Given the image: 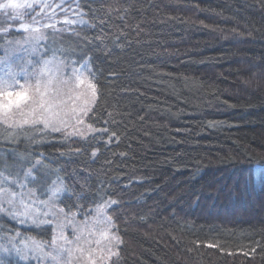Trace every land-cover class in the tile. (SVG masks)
<instances>
[{
  "label": "trees",
  "instance_id": "16d2710c",
  "mask_svg": "<svg viewBox=\"0 0 264 264\" xmlns=\"http://www.w3.org/2000/svg\"><path fill=\"white\" fill-rule=\"evenodd\" d=\"M60 7L75 21L64 47L43 36L63 57L85 60L95 102L71 132L0 136V172L14 180L8 155L18 151L28 162L14 168L31 170L38 189L48 185L41 179L62 186L64 215L79 221L104 205L121 241L112 264H264V186L249 180L250 169L254 179L264 173V0ZM21 32L0 33V52ZM48 227L0 211L3 242L11 230L38 239ZM3 250L0 264H49Z\"/></svg>",
  "mask_w": 264,
  "mask_h": 264
},
{
  "label": "rangeland",
  "instance_id": "374dc122",
  "mask_svg": "<svg viewBox=\"0 0 264 264\" xmlns=\"http://www.w3.org/2000/svg\"><path fill=\"white\" fill-rule=\"evenodd\" d=\"M65 1L68 0H47V3L52 4V7H55V5H61V3H64ZM0 2H2V0H0ZM41 2H43V0H41ZM36 7H38V10L41 9L40 3H38ZM55 11L56 7L55 10H53V8L52 10L50 8L44 9L43 12H41L42 14H39V12L35 10L33 11L35 15H32L30 14L32 10H28V15H25L22 19L16 20L15 22L9 18H6L4 14L0 12V29L9 28V30L19 29V31H22L21 37L14 39L16 41L7 42V45L4 44L1 47L2 52H0V75H3L5 73L19 74L17 75L19 83H25L24 77L27 75H32L34 73H38L40 68L43 66V62L52 59L53 53H55L56 61L52 65H50V68L54 73L57 71L59 73H63V75L59 77L60 80L67 79L68 76L71 75L73 69L82 68V66L86 64L85 60L77 61L67 57H63L60 49L56 45H54L53 42H47L46 38H44V32H46L45 30H47L50 39H57L58 44L62 48L65 45V42L63 43L62 39H64L66 36L65 34L67 32L65 31L68 24H65L64 21L66 19L74 21L72 18L73 16L69 15V13L63 9V7H60L56 12ZM33 17L39 20L40 23H33ZM21 24H29L33 29L39 28L40 32L36 33L31 31V29L29 31H24L20 28ZM45 24H55L56 27L55 29L42 27V25ZM0 33L3 34L4 32ZM61 61L63 63H60ZM85 75H88L86 70ZM35 82V79L27 81V83L32 84L33 86L35 85ZM59 86L60 85L58 81L54 80L51 90L54 92L55 89ZM69 108H71V105H69ZM21 119H23V117H21L19 114H15L13 115L12 119L9 120L8 124L0 122V126L3 127L6 133V135L4 136L0 134L1 139L3 138V141H12V139L18 137L19 129L24 130V127H26V129L32 128L33 130L48 129L44 128L42 124H28L21 127L17 124L12 123L13 120L20 121ZM80 126L81 124L77 123L75 119L69 120L67 125L61 124L59 121L56 122V127H59L61 129H67L68 127H75L76 129H78V127ZM72 128H69L65 131L71 132L72 130L70 129ZM3 151L5 152V150ZM2 156L5 155L0 154V160ZM8 157L12 159L13 166L10 169L13 170L14 174L12 173V176L14 177V180H10L14 183H2L0 184V187L8 189L9 192H15L16 197L14 203L9 204L7 203L8 198L0 196V209H3V212L7 213L10 217H13L17 221L18 225H22V227L29 225H32L33 227L46 225L49 226V233L42 232L40 233L39 238L36 239L33 236H30L28 233H24L23 231H18L17 229L13 231L11 230V232H7L6 235H4L6 236L5 242L2 241L3 237L2 239H0V243H3L4 247L2 254H17L16 249H21L23 255L26 257L24 258L25 260L27 259L33 262L39 261L40 263L41 261L45 260L47 262L49 261V264H66V254L64 255V258L62 260L52 259V256H55L56 252L50 245L54 231L56 230V226L58 224L65 225L63 233L66 237H68V239H74V228L77 225L83 228L86 222L91 228L103 230L106 228V224L104 222L106 219H104L103 211L101 212L102 215L100 216H98L97 214H93L90 215L89 218H80L79 221H77L76 219L73 220L72 216L70 215H64L59 211L60 209L58 208V206H56L57 204L55 202L56 196L63 191L62 186L60 188L58 183H54L53 178L49 180L41 179L42 182H45L48 185H46L45 187H39L38 189L37 186L33 182H31V178L26 177V169L21 174L15 169L18 165L16 163L25 161L22 157H20L21 159L19 158L18 151L14 152L13 150L12 152H10ZM26 161L28 162V160ZM1 163L3 162L1 161L0 165H2ZM16 176L18 177L17 179ZM53 190L56 191L55 195H53ZM22 205H30V207L27 209V214H20L22 212H25V209ZM34 220H36L37 222L34 223ZM39 221H49V223H39ZM69 221H72V223H69ZM32 241L43 243V252L33 250L32 248H25V245H31ZM49 253L51 255H48Z\"/></svg>",
  "mask_w": 264,
  "mask_h": 264
},
{
  "label": "snow or ice",
  "instance_id": "6c2138e0",
  "mask_svg": "<svg viewBox=\"0 0 264 264\" xmlns=\"http://www.w3.org/2000/svg\"><path fill=\"white\" fill-rule=\"evenodd\" d=\"M40 3L41 11L51 8L52 5L47 3V0H2L0 2V12L6 18L13 20L22 19L28 15V10L35 11L37 4ZM55 7H60L56 5ZM54 14V13H53ZM33 23L39 24L40 21L33 17ZM65 24H72L75 21L65 20ZM45 28L55 29V24L42 25ZM20 28L24 31H31L39 33V28H31L29 24H21ZM0 32L8 33L9 28H2ZM56 61L55 53L51 60L43 62V66L38 73L27 75L24 77L25 83H19L17 75L12 73H5L0 75V122L5 124L9 123L13 115L19 114L23 119L20 121L13 120V124L18 126L23 125H37L42 124L44 128H51L52 131H61V128L56 127V122L67 125L68 121L75 119L77 123L82 124V117L87 116L90 104L95 102L96 99V86L91 82V73L85 75L86 64L79 69H73L71 75L67 79L60 80L59 77L63 73L53 72L50 68ZM60 63H63L62 61ZM35 79V85L27 83V81ZM58 81L59 87L53 92V81ZM71 105V108H69ZM11 126V125H9ZM90 130L95 131V129ZM106 131V129L104 130ZM75 132L69 133L74 135ZM95 155V153H93ZM39 163V161H37ZM10 173L5 175L0 172V184L14 183L10 180ZM26 177L32 175L31 170L25 173ZM249 180L253 183L259 182L264 186V173L258 174L257 179H254V173L249 170ZM55 183V182H54ZM56 191L53 190V195ZM0 196L7 199V203L13 204L15 201L16 193L9 192L8 189L0 187ZM115 203V201L106 202ZM25 212L20 214H27V209L30 205H22ZM104 205H99L97 208V215L102 213L99 211ZM3 210V209H0ZM64 212V209H60ZM73 220L75 214H71ZM37 222L36 220L33 221ZM106 228L103 230L94 229L88 226L87 222L82 228L77 225L74 228V239H68L63 233L65 225L58 224L54 231L51 247L56 252L52 259H63L64 255L67 256L66 264H112V257L118 256V252H114L113 248L121 241L112 231V222L110 218L105 221ZM39 223H49V221H39ZM72 223V221H69ZM211 246V245H210ZM25 248H32L33 250L43 252L44 244L32 241L31 245L26 244ZM17 255L22 259L26 258L21 249H16ZM48 255H51L50 253Z\"/></svg>",
  "mask_w": 264,
  "mask_h": 264
}]
</instances>
